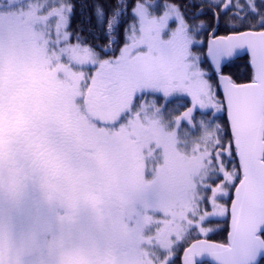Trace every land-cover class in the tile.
<instances>
[{"label":"snow or ice","instance_id":"1","mask_svg":"<svg viewBox=\"0 0 264 264\" xmlns=\"http://www.w3.org/2000/svg\"><path fill=\"white\" fill-rule=\"evenodd\" d=\"M25 44L115 166L147 129H176L170 152L144 159L151 188L79 229L59 217L48 264L89 240L108 264H264V0H8L0 63ZM28 183L51 205L17 144L0 154V190L18 201ZM0 264H23L4 234Z\"/></svg>","mask_w":264,"mask_h":264},{"label":"rangeland","instance_id":"2","mask_svg":"<svg viewBox=\"0 0 264 264\" xmlns=\"http://www.w3.org/2000/svg\"><path fill=\"white\" fill-rule=\"evenodd\" d=\"M0 4L7 6L8 0H0ZM3 62L13 64L17 78L22 79L24 74L29 73L31 74V81L37 79L43 83L45 82L47 88L50 87L47 90L48 96L52 97L53 92L55 95L57 94L58 101L59 99L61 101L59 116L67 125H70L69 128L73 136L77 137L78 140H82L83 145L89 146H83L81 151L78 152L82 162L77 165V162L74 161V165L72 164L73 171H68L65 177L63 168L61 170L56 169V173L52 174L55 178L52 181L53 184H58L61 178H64V181L61 182L62 187H53L51 205L48 203L41 205L34 203L32 204L34 205L33 211L27 210L26 212H20L14 205L10 206V209H0L2 211V215H0V234L7 235L14 246L21 250L23 264H48L50 258L47 245L53 234L66 231L69 227L67 224H62L59 217L66 216L68 218L66 222L74 224L71 225V228L79 229L87 226L90 220L99 221L107 214V210L111 205L127 202L126 197L128 194L151 188L156 182V177L144 178V159L153 157V153L157 148L163 149L164 153L170 152L173 147L172 141L175 138L176 129L171 127L167 129L156 127L147 129V135L143 141L137 143L135 140H130L128 142V147L123 153L125 164L123 167H117L106 157H103L95 146L87 143L85 132L75 121L65 100L67 98L65 85L56 78L55 70H50L49 62L41 52L25 44L17 55L5 58ZM50 113L53 115L52 110L48 115ZM180 135L182 141V130ZM150 145L152 146L150 147ZM99 162L112 166V169L105 167L104 169L122 173L127 177V188L114 186L116 181L112 179L111 181L103 180L100 183L102 179L101 170L99 171L96 168ZM161 168L162 165H158L157 171H160ZM149 171H151V165H149ZM174 186V182L169 185L170 188H174ZM98 188L101 192L106 191L109 193L107 199L103 200L104 195L95 196L96 193L101 195V192L97 190ZM87 194L92 195L88 197L89 201L85 200ZM86 204L90 206L88 207ZM93 204H97L95 210L91 209ZM97 255L103 257L104 262L108 263L111 254L106 249L98 247L95 241L89 240L84 246H77L63 251L61 258L63 264H103L104 262H99Z\"/></svg>","mask_w":264,"mask_h":264},{"label":"flooded vegetation","instance_id":"3","mask_svg":"<svg viewBox=\"0 0 264 264\" xmlns=\"http://www.w3.org/2000/svg\"><path fill=\"white\" fill-rule=\"evenodd\" d=\"M30 75L27 73L22 79L17 78L13 64L0 63V154L6 149L14 148L17 144L24 145L28 150L37 181L46 185L48 194L52 197L53 187H62L61 182L64 181V178H61L58 184H53L52 181L55 178L52 174L56 173V169L63 168L65 177L68 171H73V162L76 161L77 165L82 162L78 152L83 146L88 145H83L82 140L73 136L70 125H67L59 116L61 101L60 99L58 101L57 94L52 92V97L48 96L47 90L50 87L48 89L45 82L41 80L31 81ZM50 110L53 115L51 113L48 115ZM104 167L112 169V166L99 162L96 168L101 170L100 183L103 180L111 181L112 179L116 181L114 186L127 188V177L122 173L108 171ZM97 190L101 192L99 188ZM103 195L105 200L109 193L103 191L101 195L96 193L95 196ZM89 196L92 195L87 194L86 201H89ZM34 203L47 204L43 193L35 184L28 183L18 201L0 190L1 210L10 209V206L14 205L20 212L33 211ZM96 206L97 204H93L91 209L95 210ZM98 258L99 262H104L103 257Z\"/></svg>","mask_w":264,"mask_h":264},{"label":"water","instance_id":"4","mask_svg":"<svg viewBox=\"0 0 264 264\" xmlns=\"http://www.w3.org/2000/svg\"><path fill=\"white\" fill-rule=\"evenodd\" d=\"M208 263H209V264H211V262H210V261H209Z\"/></svg>","mask_w":264,"mask_h":264},{"label":"trees","instance_id":"5","mask_svg":"<svg viewBox=\"0 0 264 264\" xmlns=\"http://www.w3.org/2000/svg\"><path fill=\"white\" fill-rule=\"evenodd\" d=\"M209 264V263H208Z\"/></svg>","mask_w":264,"mask_h":264}]
</instances>
